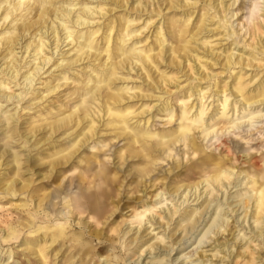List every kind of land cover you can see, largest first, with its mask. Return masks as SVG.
<instances>
[{
	"label": "bare ground",
	"instance_id": "6f19581e",
	"mask_svg": "<svg viewBox=\"0 0 264 264\" xmlns=\"http://www.w3.org/2000/svg\"><path fill=\"white\" fill-rule=\"evenodd\" d=\"M234 1L0 0V60L3 61L0 74L6 76V79L0 78V100L3 98L6 103L11 102L19 108L18 112L17 109L11 113L10 110H5L7 106L4 108L0 101V127H5L4 138L13 139L9 134L11 132L13 135H20L22 141L29 144L25 156L11 146L12 141H6L0 146V169L5 166V170L12 174L8 177L6 173L8 179L5 180L0 177V194L13 199L18 197L19 201L20 197L33 201L35 212L45 210L44 201L49 195H35L38 187L33 189V186L36 180L43 182L51 178L60 168L75 159H78V164L94 162L95 155H84V150L105 142L99 139L106 134L109 139L125 141L124 146L115 153L122 161L138 160L137 165L134 164L137 166V183L145 185L144 196H150V201H143L129 213L132 218L129 220L128 230L117 227L109 229L117 235L118 238L115 239L121 242L120 245L129 252L128 254H139L136 264H143L140 263L143 254L144 258L156 254L146 264H166L163 257H159L162 252L160 249H164L168 255L179 242L185 244L201 226L203 217L208 213L207 209L215 201L217 193L222 190L227 192L230 186H240L241 180H244L242 184L246 192L238 195L240 205L235 206L238 207L236 210L233 207L231 212H237L240 207L244 208L240 225L247 216L251 219V224L239 230L234 227L228 229L229 219L227 216H221L222 210L218 212V208L221 209L218 207L208 228L204 232L202 228L198 233L202 235L196 237L193 243L200 245L205 243V239H211L212 242L208 245L211 248L208 251L212 252L210 258L228 252L221 260L224 261L226 256L230 264H237L239 257L243 258V264H264V255L256 252L258 254L255 256L250 245H247L253 242L251 237L244 243L245 249L250 253L244 251L233 254V249L238 245L237 240L241 242L245 238L242 230L248 229L254 237L261 238L262 245L264 243V170L260 171L252 165L244 170L226 164L228 162L217 160L211 152L206 153L204 146L196 143V135L200 134L205 139L218 131L223 134V130L237 128L238 120L251 121L257 117L260 112L258 108L264 106V5L260 8L258 0L253 1L247 8L245 21L240 26L237 25L239 29L236 30L230 21L237 14L231 10ZM116 9L120 11L117 12ZM144 16L146 17L142 20ZM242 29H245L243 36L248 38L243 37V44L238 48L237 33ZM230 38L231 42H225V45L222 43ZM17 49L20 52H16ZM18 54L21 56L18 57ZM54 54L55 58L52 57ZM28 64L30 65L26 66ZM81 66L83 67L79 71L75 69ZM24 68L27 69L23 72ZM45 73L51 80L41 82L40 85L52 94L57 93L63 85L68 87L75 82L76 86L71 94L74 97L69 101L75 100L65 112L60 113L59 106L56 110L59 113L57 116L52 113L49 118L41 120L40 125L34 121V124H28L29 126L23 129L18 125L20 112L40 107L47 100V95L43 96L40 90L35 88ZM54 73L59 74L54 76ZM79 73L85 76L83 80L78 79ZM131 73L136 74V80L141 82L136 84V81H132L133 78L129 77ZM67 74L73 75L76 81ZM53 76L56 79L52 81ZM70 79L72 81L69 82ZM53 82L56 83L53 85ZM20 85H23L24 91L15 94L12 87ZM28 95L31 96L30 101H38L23 107ZM209 97L213 99V104L217 103L211 112L205 104ZM173 100L179 103L178 108L173 104ZM139 102L140 105L136 107ZM161 114L167 117L168 124L175 125L165 131H152L150 120ZM133 120L135 121L132 123ZM235 120L237 121L234 122ZM12 122H15L13 127ZM220 123L222 126L216 128ZM178 144L185 150H182L186 160L183 167L192 176H183L186 178L181 181L182 184L169 185L170 188L167 184L161 188L163 182L159 187L153 183L150 188L156 187V190L154 193L147 192L149 186L144 184L146 177L153 172V167L161 157L174 159L175 155L172 153ZM221 144L224 142L221 141ZM36 154L37 160L34 159ZM178 163L175 165L180 167L182 164ZM24 168L31 179H23L25 174L22 175L21 171ZM196 175L197 178L194 177ZM34 176H37V179L34 180ZM99 176H106L105 170H101ZM235 180H238L237 183H234ZM165 190L172 200L178 197L179 201L182 198L177 207L172 202L167 203L172 200L163 196L166 194ZM94 194L88 196L86 203L95 204L92 211L98 216L104 213V208H98L97 201H104L110 193L104 191ZM189 201L195 203L180 209V206ZM25 204L20 203L18 207L24 208ZM231 206L229 203L228 207ZM176 219L178 220L175 221ZM126 221L128 222V219ZM133 221L137 222L136 226H133ZM171 223H174V227L170 229ZM24 225L29 224L26 221ZM43 228L46 229L40 238H33L37 241L35 247L27 243L26 248L31 249V253L43 264H47L48 249L59 235L63 236L64 227H38L35 232L38 233ZM157 229L162 231L156 232ZM231 231V239L217 244L216 235L225 232L229 234ZM235 231L238 232L236 237ZM177 232L179 233L175 237ZM212 233L214 236L211 237ZM14 234L12 228L7 227L3 240H13ZM163 235H166L170 242L166 244ZM180 235V240L176 241ZM26 241L28 242L27 239ZM10 249L12 250V247ZM155 250L157 253H154ZM108 257L106 255V264H110ZM156 258L157 260H154ZM170 262L173 264V259ZM181 262L182 260L179 264Z\"/></svg>",
	"mask_w": 264,
	"mask_h": 264
},
{
	"label": "rangeland",
	"instance_id": "374dc122",
	"mask_svg": "<svg viewBox=\"0 0 264 264\" xmlns=\"http://www.w3.org/2000/svg\"><path fill=\"white\" fill-rule=\"evenodd\" d=\"M253 1H255V0H235L234 1L235 3L232 6L231 10H232V12H236L237 14L230 20L231 22H233V29L238 30L241 23H243L245 21V14L247 13V8H248V6L252 5L251 3ZM258 2H259L260 8H262L264 5V1L258 0ZM230 3H231V1H230ZM263 9H264V7H263ZM116 11L119 12L120 10L116 9ZM260 14H261V11H260ZM145 17L146 16L142 17V20ZM237 25H239V26H237ZM236 26H237V28H236ZM244 30L245 29H242V31H239L240 33H237V36H238L237 40H239V45L237 46L238 48H241V45L243 44V37L245 39L248 38V36H246V35L243 36ZM150 34L151 33H149V36H150ZM231 41H232V39L230 38L227 41H223L222 43L225 45ZM225 42H227V43H225ZM63 45H65V44H63ZM65 49L66 48H63V50H65ZM16 52H20V50L17 49ZM48 52L51 53L50 50H48ZM49 53H47L48 56L50 55ZM54 55L52 56L53 58L56 57V54H54ZM20 56H21V54H18V57H20ZM1 57H0V59H1ZM29 59H27V61ZM2 62L3 61L0 60V66L2 65ZM29 65L30 64H28L26 66H29ZM48 67H49V65L46 66L45 69H47ZM82 67L83 66H81L79 68H75V69H77L79 71ZM26 69L27 68H24L22 71L24 72ZM58 74L59 73H57V74L54 73L53 75L58 76ZM67 75H69L71 78H73V81L74 80L76 81V79L74 78L73 75H71V74H67ZM54 76L52 77V81L54 80V78L56 79V77H54ZM41 77H42L41 80L37 82L38 84L35 86V88L39 89L40 93H42L43 96L47 95L46 96L47 100L40 107H33L32 110L31 109H29V110L25 109V110L20 112V114H19L20 118L18 121V125L23 129L27 128L34 121H35V124H39L41 122V120H43L46 117L49 118L50 115L52 116L53 114H55L53 116H57L56 114H59V113L56 110L59 106H61L59 108V110H61L60 113L65 112L69 108V104H72L75 100L74 99V100L69 101V99L74 97V95H71V94L74 90L73 88L76 86L75 82L71 83L68 87H67V85L66 86L63 85L58 90L57 93L55 92L52 94V93H49L46 91V89H47L46 87H43V85H40L41 82L45 83V81L48 82V80L49 81L51 80V79L47 78L48 74L45 73ZM84 77L85 76L82 75L81 73L78 74L79 80H83ZM129 77H132L133 78L132 81H136V84L141 82L138 79L136 80V74H134V73H131V75ZM0 78L6 79V76H3V75L1 76V74H0ZM45 78L47 80H45ZM181 80H184V78H181ZM70 81H72V79H70L69 82ZM227 81H229V80H227ZM20 82H22V79ZM55 83L56 82H53V85ZM131 84L132 83H130V86H131ZM13 85H14V83L11 84V86H13ZM205 86L206 85H204V87ZM12 90H14L15 94H18V93H21L22 91H24V88H23V85H20V86L12 87ZM28 97H30V98H28ZM30 99H31V96L28 95L25 99V101L26 100L27 101L25 104H23V107H26V106L28 107V105L30 103L38 101V100L30 101ZM193 99H191V100H193ZM215 99H216V97H215ZM231 99L232 98H230V100ZM0 101L2 102L4 108L7 106V108L5 110H10L11 113L16 112L17 109H18L17 112L19 111V108L12 105L11 102L6 103L3 98ZM152 104H154V103H152ZM173 104H175V107L178 108L179 103H176L173 100ZM205 104H206V106L208 105L209 112H211L214 110V108H216L217 103L213 104V99L211 97H209L207 99V101L205 102ZM139 105H140V102L137 104L136 107H138ZM258 110H260V112L256 115L257 117L253 118L251 121H248L246 119H242V120H238V121L235 120L234 122L237 121V124H238L237 128L233 127V128H228L225 131L223 130V134L220 131H218L217 134L214 133L205 139H203L202 138L203 136L200 134L196 135V143L199 146L200 145L204 146L206 153L209 154L211 152L210 154L213 157H215L217 160H221L225 163L228 162L226 164H232V165L238 166L239 168H242V169L250 168V166L252 165V166H254V168L260 169V171H263L264 170V106L261 105L258 108ZM47 112L49 115L46 114ZM240 115H239V117L242 116V115L241 116ZM233 119H235V117H233ZM134 121L135 120H133L131 122L133 123ZM221 122H223V121H221ZM214 123H216V122H214ZM150 124H151L150 129H152V131H163V130L165 131V130L170 129V126L173 127L175 125L173 123L168 124L167 123V117L165 118L163 116V114L154 116L153 119L150 120ZM13 126H15V122H12L11 127H13ZM221 126H222V123H220L218 126H216V128H219ZM4 128L5 127H3V128L0 127V146H2L6 141H12L10 144L16 151H19L24 156H25V154L27 155V153H28L27 152V146H29V144H25V142L22 141V138L20 137V135H18V134L13 135L14 133H11V132L9 134H10V136H12L13 139H9V137H8V139L4 138V136H5L4 135ZM108 133H107V135H108ZM105 135L106 134H103V138L99 139L100 141L105 140V142H103L102 144L95 145L94 148H92V149L87 148V150L86 149L84 150V153H85L84 155H90V154L95 155V161L94 162L89 163V164L82 162V163L78 164V159H75V160L69 162L67 165H65L64 168H60V170H58L56 172V174H58V175H56L54 173L51 178H49L47 180L45 179L43 182L36 180V182L33 186L34 187L33 189H36L38 187L35 195H44V194L49 195L48 199H46L44 201V207H45L44 209L45 210L35 212V206H34L33 201H28V199H25L24 197H20L21 201H19V200H17L18 197H17V199L16 198L13 199L9 196L0 194V251H1L0 252V264H6V263L7 264H43L40 261V259L35 257L36 256L35 254L31 253V252H33L31 249L29 250L26 248L27 247L26 244L28 243L29 246L35 247V245L37 244V241L34 240L33 238H35V237H36L35 239L40 238V235H42V233L45 231L46 228L45 229L43 228L38 233H36L35 231L38 227H45V226H48L50 228H53L55 226H57V227L63 226L64 227V230L62 232L63 236L59 235L57 237L56 241L54 242L55 244L53 243L50 246V248L48 249L49 254H48L47 264H83V263L85 264V261H86V264H102V263L106 264L104 262L106 255H107V257L109 255L107 260L110 262V264H136L137 261H139L138 260L139 254H136L134 256H132L133 253H132V255H131V253L128 254L129 252L126 251L125 248H123L120 245L121 242L117 241L118 239H115V238H118L117 235L115 233H112L110 230L112 227L113 228L117 227V229H122V230L124 228V229L128 230L127 227L130 224V221L132 218V215L129 213L131 212L133 207H138L139 205L142 204L143 201H150V198H149L150 196L149 195L144 196L145 193L143 192V190L145 189V185H141V184L137 183V181H138L137 172H136L137 166H134V164L137 165L138 160L137 159H134V160L133 159H131V160L127 159V161H122L119 159L118 154H116L120 150L119 148H122L124 146L125 141L121 140V139L120 140L109 139V138H107L109 136H105ZM104 137H106V138H104ZM110 137H111V135H110ZM217 139H219V140L217 141ZM221 141L224 142V144H221ZM21 144L23 145V148H22ZM45 148H47V147H45ZM0 150H2V149H0ZM21 150H22V152H21ZM174 150L175 151H173V153H172L175 155L174 159H172V157L168 158V159L165 157H161L160 160L157 161L156 165L153 167V172L148 177H146L144 184H146L147 187L149 186V189L146 190L147 192L150 191V192L154 193V191L156 190V187L161 186L162 182L164 184L161 188H164V186H166V184H167V186H169V185L172 186V185L177 184V183H179V185H180V184H182L181 181H183L184 178H186L188 175H191V174H189V172H186L185 168L183 167L184 164L186 165V160H185V157L183 156V153H182L183 152L182 150H184L183 147H181V145L178 144L177 147L174 148ZM34 153H35V151L32 152V155H34ZM43 154H45V153H43ZM180 155H181V157H180ZM80 156H82V155H80ZM114 156H116V157H114ZM246 157H248V158H246ZM34 159L35 160L38 159V154L35 155ZM182 159H183V161H182ZM194 159H196V158L194 157ZM178 162H181V164H182V165H180V167H178V165H175V164H179ZM173 165H174V167H173ZM119 168L122 172L121 171L119 172ZM5 169H6L5 166H3L2 170L0 169L1 170L0 174L4 173L0 177L4 180H5V178L8 179V177H10L12 175V174H10V172H8ZM8 169H10V168H8ZM101 170H105L106 176H104V177L99 176V173ZM25 171H26L25 168L21 171L22 175L25 174L22 176L23 179L24 178H25L24 180L31 179L29 176V173L25 172ZM65 171H67V172H65ZM235 171H236V169H235ZM6 173H7L8 177H6V175H5ZM27 173H28V175H27ZM132 173H133V175H132ZM135 173H136V175H135ZM97 175H98V177H96ZM183 176H186V177H183ZM36 177L37 176H34L33 179L34 180L37 179ZM194 177L197 178L198 175H196ZM241 177H243V174L240 176V179H241ZM1 178H0V181H2ZM232 178H234V177L232 176ZM110 179H111L112 183H111ZM131 179L133 182L132 181L130 182ZM154 179H156V180H154ZM162 179L163 180L165 179V180L161 181ZM155 181H157V182H155ZM237 181L235 180L234 183H237ZM149 182H152V183H149ZM105 183H106V185H105ZM153 183L156 184V187L150 188ZM242 183H244V180H241L240 186L237 184L236 187H233V186L228 187L227 192L223 191V190L219 191L217 193V197L215 198V201L213 202V204H211L212 208L209 207L207 209L208 213H206L204 215L203 222H202L201 226L198 227L197 232L194 235H192V237L189 238L185 242V244H182V242H179L181 244L178 243V245H176L178 248L176 246H174L175 249L173 250V252L168 253V255L166 254L167 252H165L164 249H160L162 251V252H160L161 255L159 256L160 259L163 257V261H166L165 262L166 264H171L170 260H172V259L174 261L173 264H179V262L181 260H182V262L180 264H226V263H228L229 259L226 256L224 258V261L221 260V257L225 254L227 255L228 252H222L220 255H218V257L210 258V255L212 254V252L208 251L211 249L210 247H208V245L212 242L211 239H209V238L205 239V243L200 244V245H197V243H193V242H194L196 237L199 238L202 235V233H200L198 235V233L200 232V230L202 228H204L202 232H204L206 230V228H208V225H210L209 223H211L212 218L215 217V213H216V210L218 207H221V209L218 208V212H220L222 210V212L220 213L221 216L223 215L222 216L223 218L225 216H227V219H229L228 223H230V226L228 227V229L234 227V228H236V230L237 229L239 230L242 227L246 228L247 225L251 224L252 221L247 216L245 221L240 225L241 220L244 217V211H242V210H244V208L240 207V209L237 212H233V213L231 212V209L233 207L240 205V203L238 202V200L240 199L238 197V195L244 194L246 192L245 186ZM170 186H169V188H170ZM40 188H42V190H40ZM161 188L159 190H161ZM159 190L157 192H159ZM39 191H40V193H39ZM44 191H46V192H44ZM104 191L110 193V195L104 201L103 200L97 201V203H98L97 207L98 208H104V213L101 215L98 214V216H96L95 215L96 212L92 211V209L95 207V204L94 203L88 204L86 202H87L89 195L94 194V193L96 194L99 192H104ZM165 193L167 195L165 194L163 196L168 198V200H172V197L169 198V196H168L169 194L167 193L166 190H165ZM178 193H180V192H178ZM154 199L155 198L153 197L152 200H154ZM192 199H193V197L190 199V201ZM181 200H182V198L179 199V201H178V197H177V198L173 199L172 201H167V203L172 202V204H174L177 207ZM105 201H106V203H105ZM190 201L188 203H184L182 206H180V209L185 207L187 204L192 205V203H195V202H190ZM200 201H201V199L197 203H199ZM20 203H26L25 204L26 206H24V208H19L18 205ZM229 203L232 205L231 207H228ZM172 204L169 205V207H171ZM79 206H80V208H79ZM8 207L10 209H8ZM191 207L196 208L197 206H191ZM89 208L91 209L90 211H89ZM210 208H211V210H209ZM237 208L238 207H235L234 209L236 210ZM72 209L74 212L72 211ZM105 209L108 211H106ZM70 210L72 211V213L67 214ZM75 211H76V213H75ZM113 212H114V214H113ZM213 212H214V214H213ZM248 213H249V210H248ZM50 218H52V219H50ZM127 219H128L129 223L126 221ZM178 219H176L175 221H177ZM24 220L27 221V224H29L28 226H26V225L23 226V224H26V221H24ZM20 221H21V223H20ZM14 224H16V225H14ZM152 224L154 226H156L154 223H152ZM136 225H137V222L133 221V226H136ZM225 226H226V224H224V227ZM7 227L9 229L12 228V231H14L15 236L14 235H13L14 237L12 236L13 240L12 239L5 240L7 242L6 243L3 239L5 238V230L7 229ZM173 227H174V223H171L170 229ZM26 230H27V232H26ZM155 231L159 232V231H162V229H157ZM232 231H234V229ZM232 231L229 234L227 232H225V233H221L219 235H216L215 238L218 240L217 244L218 243H224L226 241V239L227 240L231 239V237H232L231 234L233 233ZM69 232H70V234H69ZM106 232H108V233H106ZM242 232L245 233V238L241 242H239V240H237L238 245H236V247L233 249V254L237 255V254H240V252L242 253L244 251H247L245 249L246 244L244 245V243L246 242V240L249 239V237H251L253 242H251L250 244H247V245H250V248L252 249V251L255 252V256L258 253L261 256L264 255V243L262 245L261 238L254 237L248 229L242 230ZM166 233H167V230H166ZM178 233L179 232L176 233L175 237H177ZM237 233H238L237 231L234 232V237H236ZM112 234L113 235L115 234V236H113ZM189 235H188V237H189ZM181 236L182 235H180L176 239V241H179ZM212 236H214L213 233L211 234V237ZM15 237H17V238H15ZM25 238L28 240V242L26 241ZM163 238H165L164 242L167 244L169 239L167 238L166 235H163ZM33 240H34V242H33ZM80 242H81V244H78ZM231 242H232V240L229 241V244ZM117 244H118V246H117ZM8 245H11V246L9 247ZM47 246H49V243ZM212 246H214V244ZM11 247H12V250L10 249ZM79 247H80V249H79ZM52 249H53V252H52ZM230 250H232V249H230ZM224 251H225V249H224ZM68 252L70 254H68ZM247 252H249V251H247ZM256 252H258V253H256ZM54 253H55V255H54ZM154 253H157V251L155 250ZM75 255L77 257H75ZM86 255L89 259L86 257ZM155 255L156 254L147 255V257L144 258L145 254H143V256L140 258V263L143 262V264L144 263L146 264L147 262L150 261V258L155 256ZM54 257H56L57 259H55ZM177 257H178V259H177ZM185 257H187V258H185ZM100 259L102 261H100ZM174 259H177V261ZM154 260H157V258ZM243 263H244L243 258L239 257L237 264H243ZM228 264H230V262ZM233 264H234V262H233Z\"/></svg>",
	"mask_w": 264,
	"mask_h": 264
}]
</instances>
